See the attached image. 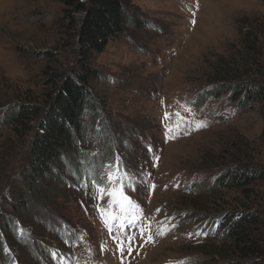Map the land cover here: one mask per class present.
<instances>
[{"label": "rangeland", "instance_id": "374dc122", "mask_svg": "<svg viewBox=\"0 0 264 264\" xmlns=\"http://www.w3.org/2000/svg\"><path fill=\"white\" fill-rule=\"evenodd\" d=\"M130 11L146 24H130L94 56L103 72L93 83L97 114L72 150L105 157L101 179L61 183L36 199L30 227L12 214L20 192L40 196L22 176L37 128L2 122L21 103L45 107L55 74L75 68L77 48L60 0H0V234L3 218L14 217L36 243L5 242L9 264H119L129 236L123 264H224L222 219L246 207L264 212V180L247 191L211 186L238 160L264 167L260 105L242 107L228 93L196 103L215 84L208 78L219 59L245 55V34L257 36L264 59V0H131ZM198 229L207 235L190 238Z\"/></svg>", "mask_w": 264, "mask_h": 264}, {"label": "trees", "instance_id": "16d2710c", "mask_svg": "<svg viewBox=\"0 0 264 264\" xmlns=\"http://www.w3.org/2000/svg\"><path fill=\"white\" fill-rule=\"evenodd\" d=\"M60 2L64 5L62 26L67 29L71 43L77 48L76 66L67 74H55V79L51 80L54 92L45 107L37 103H21L11 109L2 122L14 128L25 127L28 131L33 130L34 126L37 128L28 148L22 176L29 189L39 192L37 194L40 196L35 198L33 194L20 192L12 214L14 217L18 215L21 222L30 227L32 216L28 210L40 207L36 199L43 200V195L49 198L61 183L72 185L87 178L101 179V169L107 162L105 157L94 158L72 152L78 138L86 133L85 118L97 114L93 83L102 79L103 72L93 65L92 60L96 54L105 51L110 42L125 34L130 24L136 27L146 24L130 11L131 0ZM258 42L257 36L247 33L242 40L244 56L218 60L208 78L215 84L197 94L198 105L207 103L211 97L228 93V97L242 107L259 104L264 116V59ZM109 132L107 130V135H110ZM107 151L113 153L112 148ZM75 158L77 161L74 162ZM235 163L211 184L212 189L247 191L251 184L264 180L263 166L247 160ZM14 217L3 218L2 221L0 264H9L14 258L6 250L5 242L13 247L12 240L22 243L27 239L26 234L17 230ZM220 229L222 239L226 240L220 252L224 264H264L262 210L246 207L240 212H228L222 219ZM57 231L61 232L62 229L59 227ZM34 242L30 238L25 241L31 247L36 245ZM51 258L55 260V257Z\"/></svg>", "mask_w": 264, "mask_h": 264}, {"label": "snow or ice", "instance_id": "6c2138e0", "mask_svg": "<svg viewBox=\"0 0 264 264\" xmlns=\"http://www.w3.org/2000/svg\"><path fill=\"white\" fill-rule=\"evenodd\" d=\"M192 23L194 24L195 21L193 20ZM165 115L167 116L168 114L165 113ZM201 126H203V125H201ZM148 150L149 151H152L151 146H149ZM116 163H117V167H118V165H119V158L117 159V162ZM109 178L111 179V173H109ZM122 180H123V177L117 176L116 179L113 181V183L119 184V183H122ZM151 187L154 188L155 185H152ZM128 189H129V191H134V189L132 188V185L131 184L128 185ZM101 191H103V189H101ZM124 199L127 200V199H129V197L128 196H125ZM144 233H145V229L142 227L141 230H140L141 236H143ZM194 235H207V232L198 229L197 233H195V234L189 233V237L190 238L192 236H194ZM127 239H128V244H129L127 250H125V248L123 247V243H124L123 241H120V243L118 245V251L120 253V255L118 257L119 264H123V258H124L125 251H127L128 254H131V252L133 250L132 249V246H131L133 237L129 236ZM148 242H153V237L150 234V232H149V234L147 236V240L145 241V243H148Z\"/></svg>", "mask_w": 264, "mask_h": 264}]
</instances>
